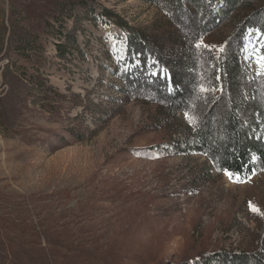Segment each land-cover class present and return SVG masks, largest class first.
<instances>
[{"label": "rangeland", "instance_id": "1", "mask_svg": "<svg viewBox=\"0 0 264 264\" xmlns=\"http://www.w3.org/2000/svg\"><path fill=\"white\" fill-rule=\"evenodd\" d=\"M84 1L0 0V264H46L49 244L64 248L51 264L263 252L264 172L234 182L202 155L167 152L188 133L162 124L157 98L171 80L161 62L200 36L195 18L199 43L220 46L250 11L222 0L205 18L184 0L177 19L165 0ZM237 54L248 80L264 75L261 31L247 29Z\"/></svg>", "mask_w": 264, "mask_h": 264}, {"label": "trees", "instance_id": "2", "mask_svg": "<svg viewBox=\"0 0 264 264\" xmlns=\"http://www.w3.org/2000/svg\"><path fill=\"white\" fill-rule=\"evenodd\" d=\"M62 1L65 9L66 7L71 9L77 6L82 9L86 7L84 0ZM183 1L165 0L161 7L166 12L175 11V18H177L178 12L183 10ZM196 1L199 4H195ZM226 1L228 6L225 7L232 11L242 4V7L250 11L248 12L250 17L243 18L232 37L222 45L212 47L201 45L199 48L202 51L197 50L194 43L195 41L199 43L198 40L204 38L201 34L205 32L206 26L196 28L195 19L197 18H195L191 22L194 27L190 30H192L191 33L200 31L198 40L189 41L190 45H186L188 40L185 42L184 51L178 52L180 53L178 61L167 58L165 62H161V66L171 80L170 84L167 81L162 83L164 87H160V93L159 90L155 92L159 93L157 98L164 100L160 105L164 111L160 118L162 124L175 133L183 130L188 133L183 144L173 145L166 151L175 150L174 152L181 154L202 155L218 174H224L222 169L227 168L237 173L238 179L242 182L255 174L264 172V75L253 77L252 80L246 78L238 60L237 47L249 28H257L261 34H264V10L255 12L248 3L242 0ZM222 2V0H189L187 4L195 7L199 13L204 12L206 18L208 13ZM253 19L257 22L254 23ZM172 20L174 21L173 18ZM136 39L140 38L137 37L134 40L137 41ZM180 43L182 45L183 42ZM221 48L223 51H220ZM195 49L204 59V64L210 62L214 68L209 69V66H205L201 69ZM201 74L207 77L208 86L205 85L207 87L205 89H215V91H209L206 99L195 101L193 99L197 95L195 89L204 88L203 82H199ZM217 76L220 77L219 80ZM170 86L172 91L169 89ZM218 90L219 95H216ZM185 113L189 114L188 118ZM182 117H185V120H182ZM190 120L195 123H190ZM181 147L182 150L179 149ZM161 149L159 152L163 153L164 150ZM44 234L47 235L46 232ZM260 241L263 252L259 250L250 255L241 254L232 257L218 254L221 258L218 259V264H264V237ZM56 248L64 250L63 247H54L53 244H49L46 249L47 256H42L46 264L60 259V256L54 253ZM210 261V257L203 260L204 264H209Z\"/></svg>", "mask_w": 264, "mask_h": 264}, {"label": "snow or ice", "instance_id": "3", "mask_svg": "<svg viewBox=\"0 0 264 264\" xmlns=\"http://www.w3.org/2000/svg\"><path fill=\"white\" fill-rule=\"evenodd\" d=\"M200 46H201L200 43H197V44H196V47H197V48H199ZM220 51H223V48H221ZM257 62L260 63L262 67H264V56H261L260 59H259ZM217 79L219 80L220 77L217 76ZM220 90L222 91V88H221ZM201 91H202V92H209V91H215V89H205V88H201ZM188 115H189L188 113H185L186 118H188ZM190 123H193V124H194L195 122H194L193 120H190ZM253 159H255V157H254ZM222 170L224 171L225 175H227V176L229 177V179L234 180V182H241V181L238 179V174H237V173H233V172H231V171H230L229 169H227V168H224V169H222ZM249 206H250V208H251L253 211L259 213L260 210H259L258 208H256L254 205H251V203H250Z\"/></svg>", "mask_w": 264, "mask_h": 264}]
</instances>
